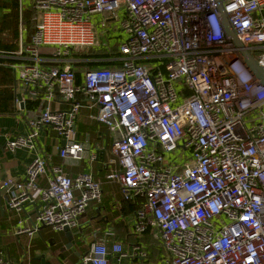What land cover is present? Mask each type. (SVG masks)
I'll use <instances>...</instances> for the list:
<instances>
[{"label":"built area","instance_id":"built-area-1","mask_svg":"<svg viewBox=\"0 0 264 264\" xmlns=\"http://www.w3.org/2000/svg\"><path fill=\"white\" fill-rule=\"evenodd\" d=\"M221 4L264 70V0ZM26 10L34 13L30 37ZM221 20L215 0H18L17 48L0 51L13 60L0 65L14 75L17 111L32 105L34 116L4 148L32 159L23 179H0V194L14 213L37 209L18 220L14 236L72 230L100 202L101 181L67 176L39 147L42 135L55 134L61 160H82L77 121L86 109L110 139L106 180L138 206L130 238L150 234L161 264H264V86ZM111 255L128 256L120 242H97L81 263L109 264ZM0 264H9L1 249Z\"/></svg>","mask_w":264,"mask_h":264},{"label":"crops","instance_id":"crops-1","mask_svg":"<svg viewBox=\"0 0 264 264\" xmlns=\"http://www.w3.org/2000/svg\"><path fill=\"white\" fill-rule=\"evenodd\" d=\"M10 1L11 0H0V3H9ZM0 9L6 11L5 15L10 12L9 9L1 6ZM5 15H2V17ZM2 17L0 18V22ZM8 60L9 59H0V63H4ZM9 61L13 62V60ZM97 65L105 66L104 63ZM2 67L6 66L2 65ZM12 77L14 81L13 73ZM7 89H9V86L0 85V99L5 96V90ZM11 106V113L0 114V179L12 178L14 180H21L24 177L26 167L31 162L32 154L26 150H16L14 153H11L5 150L4 146L6 141L13 136L27 134L28 126L26 119L33 117L34 112L30 109L32 105H29L28 109L22 113L17 111L14 101ZM66 106V103H62V107ZM88 115V110H82L77 121L78 141L84 144V155L82 160H61L55 151L57 143L60 144L55 134H52V138L48 139H45L42 135L39 139V147L44 151L48 164L60 166L67 176L74 177L82 173H91L95 180L101 181L102 197L100 202H92L89 204L86 212L79 219V224L76 227L77 232L74 233L72 231L73 229L71 230L73 234L72 248L61 253L60 250L67 244L63 232L54 233L49 230V233L45 235V233L40 230L32 236H14L13 230L18 220L25 219L27 216H33L37 209V205H27L24 212L17 214L7 209V196L1 193L0 249L7 256L9 264H41L40 260L37 259L40 256H44L45 264H82L81 258L88 252L89 246L97 242H105L108 245L113 242H120L123 244L124 251L128 256L119 260L111 255L109 257V264H161L162 250L159 243L156 245L157 252L154 254L150 245V239L147 236L139 240L132 239L131 241L127 240L126 234L124 235L114 229L115 226L123 221L128 227L130 215L122 214L125 211L122 207L126 204H124L125 202L121 199L117 185L106 180V175L110 170L107 167V159L110 157V139L106 136L105 128L102 125L89 121ZM87 138L88 142H86ZM107 146H109V149ZM102 150L104 153L100 154ZM93 155L95 158L91 161L90 157ZM40 185L44 186L45 181L41 180ZM52 233L55 234L52 236L57 238V246L49 244ZM9 236L16 239H24L26 243L21 247L17 243L16 245L10 243L8 241ZM135 247L138 248V251L145 252L147 256L143 258L140 256H133L132 251ZM76 254H78L79 257H77Z\"/></svg>","mask_w":264,"mask_h":264},{"label":"trees","instance_id":"trees-1","mask_svg":"<svg viewBox=\"0 0 264 264\" xmlns=\"http://www.w3.org/2000/svg\"><path fill=\"white\" fill-rule=\"evenodd\" d=\"M0 6L10 10L9 14L3 16L0 22V51L12 52L16 48V40H17V34H18L17 33L18 0H11L9 3H0ZM33 16H34V13L31 10H26L23 13V23L27 27L28 37H30L33 34V29H34V22L32 18ZM82 56L83 55H81V57ZM108 56L109 55L106 52H97V53L90 52L86 57L105 59ZM9 62L10 61L8 60V61H5L4 63L7 64ZM13 82L14 81H13L10 68L0 66V85L9 86V89L5 90L6 92L5 96L0 99V114L12 112L11 104L14 101V93L12 90V86L14 84ZM124 204L126 205L125 206L123 205L122 208L125 209V211L122 214H125V215L129 214L131 216L138 208L136 204H131L128 202H125ZM126 225L127 224L123 221L119 223L117 226H115L114 229L117 232H121L124 235L126 234L125 236L127 240L132 241V238H130V236L128 235V227ZM52 235H55V234L52 233L51 236ZM145 236H147L150 239L151 248L154 251V254H156L157 252L156 245L158 244V241L152 238L151 235L148 233L143 235V237Z\"/></svg>","mask_w":264,"mask_h":264},{"label":"water","instance_id":"water-1","mask_svg":"<svg viewBox=\"0 0 264 264\" xmlns=\"http://www.w3.org/2000/svg\"><path fill=\"white\" fill-rule=\"evenodd\" d=\"M215 1L218 5V9L222 16L221 21H222V26H223L225 35L228 38H230L232 42L234 43L235 47L239 49L241 57H242V64L248 69V71L252 74V76H254L259 81V83L264 86V70L256 63V61L250 55L248 50L243 47V45L240 43V41L235 36V33L226 18V14L223 12L221 0H215ZM234 61L235 60H232V62ZM20 98H21L20 95H17V99L20 100ZM103 153L104 152L102 150L100 154H103ZM44 229H46L45 226L39 227V231L44 230ZM63 235L67 241V244L60 250L61 253L64 251L70 250L73 246V234L71 230H69L68 228H65L63 230ZM49 244H52L51 241L49 242ZM76 256L79 257L78 254H76ZM37 259L40 260L41 264H45L44 256H40Z\"/></svg>","mask_w":264,"mask_h":264},{"label":"rangeland","instance_id":"rangeland-1","mask_svg":"<svg viewBox=\"0 0 264 264\" xmlns=\"http://www.w3.org/2000/svg\"><path fill=\"white\" fill-rule=\"evenodd\" d=\"M5 14H6V11L0 9V18L2 17V15H5ZM32 18H33V17H32ZM96 19L99 20L98 18H96ZM99 23H100V22H98V21L96 22V24H97V26H98V32H99V34L102 36L103 28H100V27H99ZM17 28H18V23H17ZM120 34H121V33H120ZM120 39H122V38H120ZM107 147H108V149H109V146H107ZM48 231H49L48 228L42 230V232H44L45 235L49 233ZM72 231H73L74 233L77 232V228H76V229H73ZM42 237H43V236H42ZM45 237H47V236H45ZM43 238H44V237H43ZM8 241H9L10 243L15 244V245H16V243H17L20 247H21L23 244L26 243V241H24V239H16V238H14V237H12V236H9V237H8Z\"/></svg>","mask_w":264,"mask_h":264},{"label":"flooded vegetation","instance_id":"flooded-vegetation-1","mask_svg":"<svg viewBox=\"0 0 264 264\" xmlns=\"http://www.w3.org/2000/svg\"><path fill=\"white\" fill-rule=\"evenodd\" d=\"M49 241H51V243L52 244H54V246H57V238H55V237H53V238H51V240H49Z\"/></svg>","mask_w":264,"mask_h":264}]
</instances>
